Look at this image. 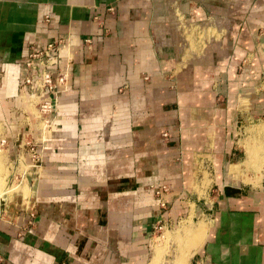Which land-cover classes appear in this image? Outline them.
Wrapping results in <instances>:
<instances>
[{
    "label": "crops",
    "instance_id": "1",
    "mask_svg": "<svg viewBox=\"0 0 264 264\" xmlns=\"http://www.w3.org/2000/svg\"><path fill=\"white\" fill-rule=\"evenodd\" d=\"M211 18L221 37L186 58L180 28ZM59 39L68 45L50 70L67 65V85L40 164L28 166L29 195H0V264H158L157 226L182 227L191 211L187 237L170 236L174 264H264V145L243 144L240 179L257 186L229 165L241 90H258L247 111L264 114V0H0V130L12 161L28 162L17 137L39 135L20 93L23 61ZM197 165L213 171L212 194L192 190Z\"/></svg>",
    "mask_w": 264,
    "mask_h": 264
},
{
    "label": "rangeland",
    "instance_id": "2",
    "mask_svg": "<svg viewBox=\"0 0 264 264\" xmlns=\"http://www.w3.org/2000/svg\"><path fill=\"white\" fill-rule=\"evenodd\" d=\"M205 22H207L208 25L205 24L201 28H197L196 26H193V25H189L187 27L184 26V28L182 27L184 29L183 31L180 28V32H182L183 37L185 39H187L186 41L188 44L184 43L183 47L188 45V46H186L187 47L186 50H187L188 54H187V56H185L188 59L193 54H200V56L204 55V52L213 43L211 41V39L213 41H215V38H217V37L220 38L222 33L225 30V26L218 27V28H221V31L218 30L217 26L214 24L215 19H212V18L207 19ZM178 27H179V25H178ZM173 32L177 35L180 34L179 28L178 29L174 28ZM167 45H169V44H167ZM171 45L174 46L173 44H171ZM179 49L181 50L183 48L179 47ZM188 59H184L183 62L187 63L189 61L195 60V59L194 60H188ZM262 81H263V85H264V75H263ZM254 91L257 92L258 90H254V89L241 90V92L238 96V108L240 111H244V112H242L239 115V119L237 121L236 135L234 138L235 155L231 157V159H230L231 163H229V165L232 166V173L231 174H232L233 178L236 181L244 183L248 186H257L259 183L258 184H249V183H245V182L241 181V179H240V175H241V173H243L241 161L244 159V156H245L243 144L245 143V141L251 139V141H253V142L264 145V134H258L257 136H255L254 133L257 131V127L256 126L253 127L254 125L258 124L259 122L264 123V114H262V115L261 114L258 115V114H254V113L250 114L249 111H247L249 109V107L251 106L250 100L252 99V96L254 95ZM262 91H264V88L262 89ZM251 92H252V94H251ZM250 95H252V96L250 97ZM1 139H2V136H1V130H0V140ZM16 164H17L16 161H12V159H10L7 156L6 145L4 143H3V145H1V143H0V195L10 196V197L13 196V197L19 198L20 197L19 195L22 194L26 198L30 192V185L25 180L27 171L25 170V167L22 164H19V165H16ZM204 164H205V162H204ZM198 168H199V171L197 173L196 180L193 183L192 190L193 191L195 190V192L199 196H202L208 192L207 188L210 187L209 192H210V194H212L214 187L210 186V183H211V178H212L211 175L213 174V171L211 172L212 174H210L209 170H207L205 167L202 168V166L198 167V165H197V169ZM245 171H246V169H245ZM192 196L195 199L196 194L194 193V194H192ZM199 200L200 201H198V204H202L204 202L203 198H201ZM190 216L191 217L188 220V222L185 225H182V227H181L182 222H180L177 225L173 224L169 228H166V227L160 228L157 226V229L155 230L153 237H154L155 241L157 240V243L160 246V249L159 248L157 250L155 249V256L157 255L156 257L158 258L157 259L158 264H161V263L162 264H174L173 263L174 259H175L174 256L176 254L175 249L179 246V243L175 242L174 239H171L170 236L173 235L175 237V240H178L181 237H185V236L187 237V235L189 233H187V234L185 233L184 236L183 235L180 236V233L182 230H183V232H185V230L191 231L194 228L192 226V220H191L192 219V211H191ZM179 228H180V230L178 231ZM155 241H154V243H155ZM167 243H168V245H167ZM158 244H156L155 246H157ZM177 244H178V246H177ZM168 247L170 250L166 249ZM156 251H158V252H156ZM165 252H167L168 255L165 258H163ZM177 252L183 253V251L182 252L177 251ZM184 253H185V251H184ZM184 253H183V258L186 261V255Z\"/></svg>",
    "mask_w": 264,
    "mask_h": 264
},
{
    "label": "built area",
    "instance_id": "3",
    "mask_svg": "<svg viewBox=\"0 0 264 264\" xmlns=\"http://www.w3.org/2000/svg\"><path fill=\"white\" fill-rule=\"evenodd\" d=\"M44 20L47 21L48 18L45 17ZM85 42L89 43V40L86 39ZM67 45V42L63 39L49 42L38 48L31 45L23 61L25 74L20 85V93L21 95L25 94L27 96L28 102L32 106V115L39 124V135L37 138L27 133L15 139L17 149L20 147L23 148L28 158V162L25 163L22 153H17L15 157L16 165L22 164L26 171L29 165L35 166L40 164L41 149L38 145H40L42 135L50 126L51 121L48 113L56 105L58 93L64 90L67 85V65L63 72H52L50 70L54 62L55 53L60 48H66ZM69 59L70 56H68L67 60ZM162 136L167 137V133H162ZM0 143L1 145L3 143L6 145L3 137ZM151 187L154 189L155 195L159 197L169 191L167 185L157 187H153L152 185ZM20 197L24 196L20 194ZM161 205H165L164 200L161 201Z\"/></svg>",
    "mask_w": 264,
    "mask_h": 264
},
{
    "label": "bare ground",
    "instance_id": "4",
    "mask_svg": "<svg viewBox=\"0 0 264 264\" xmlns=\"http://www.w3.org/2000/svg\"><path fill=\"white\" fill-rule=\"evenodd\" d=\"M160 29H161V27H160ZM173 29H174V28H173ZM164 30H165V29H164ZM162 31H163V30H162ZM160 32H161V31H160ZM165 32H166V31H165ZM165 32H164V33H165ZM176 32H177V31H176ZM173 34H175V33H173ZM176 35H177V34H175L173 37H175ZM162 37H163V36H162ZM179 37H181V36H179ZM214 38H215V37H214ZM160 39H161V37H160ZM162 39H163V38H162ZM174 40H175V39H174ZM177 40H179V39H177ZM177 40H176V41H177ZM182 41H183V40H182ZM198 42H199V41H198ZM208 43H209V42H208ZM208 43H207V44H208ZM163 44H164V43H163ZM212 47H213V46H212ZM212 47H211V48H212ZM182 48H183V44H182ZM214 48H215V47H214ZM209 49H210V48H209ZM195 57H196V56H194V59H195ZM180 62H181V61H180ZM253 127H255V125H254ZM257 132H258V133H264V123H260V124L257 126ZM254 146H255V145H254ZM247 149H248V148H247ZM256 156H257V154H256ZM189 223H190V222H189ZM155 245H156V244H155ZM155 245H154V246H155ZM155 249L157 250L158 248L155 247ZM159 251H160V250H159ZM156 252H158V251H156ZM158 255H159V254H158ZM156 256H157V255H156ZM157 259H158V258H157ZM159 262H160V261H159ZM152 264H156V258H155V261L153 260V263H152Z\"/></svg>",
    "mask_w": 264,
    "mask_h": 264
}]
</instances>
